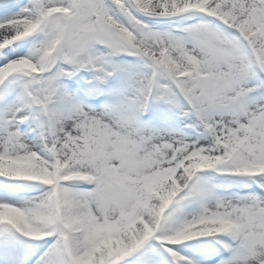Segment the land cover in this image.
Returning <instances> with one entry per match:
<instances>
[{"label":"snow or ice","instance_id":"obj_1","mask_svg":"<svg viewBox=\"0 0 264 264\" xmlns=\"http://www.w3.org/2000/svg\"><path fill=\"white\" fill-rule=\"evenodd\" d=\"M0 264H264V0H0Z\"/></svg>","mask_w":264,"mask_h":264}]
</instances>
